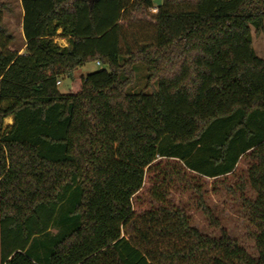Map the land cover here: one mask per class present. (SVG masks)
Segmentation results:
<instances>
[{
    "label": "trees",
    "instance_id": "1",
    "mask_svg": "<svg viewBox=\"0 0 264 264\" xmlns=\"http://www.w3.org/2000/svg\"><path fill=\"white\" fill-rule=\"evenodd\" d=\"M21 4L19 53L0 0V264H264V0ZM151 8L154 31L129 32ZM90 61L106 67L72 76ZM137 63L151 92L130 90ZM202 177L235 197L251 247L201 199L218 233L173 200Z\"/></svg>",
    "mask_w": 264,
    "mask_h": 264
},
{
    "label": "rangeland",
    "instance_id": "2",
    "mask_svg": "<svg viewBox=\"0 0 264 264\" xmlns=\"http://www.w3.org/2000/svg\"><path fill=\"white\" fill-rule=\"evenodd\" d=\"M8 4V9L5 11L4 24L8 29L14 34V41L11 44L13 49H17L19 53H22L25 49V39L23 36V9L21 0H2ZM155 13V8L147 9L145 13L136 12L132 14V21H129L131 25L129 26V32L137 31L139 28L141 31L152 33L154 31L153 18L152 15ZM127 24V23H126ZM61 30L58 31V36L55 41L59 44H64L69 46L68 39L63 37ZM145 34V33H144ZM253 36V47L258 56L264 58V28L263 30L257 32L255 28L252 29ZM64 38V39H62ZM104 65L98 64L97 61H90L83 66H79L74 69L72 76H83L88 73L97 71ZM61 83L59 89L62 92H67L71 86V75H64L61 77ZM147 82V71L146 67L142 63H137L135 65V79L130 86L131 91H142L151 92V88L146 86ZM13 122L12 118H7L5 120V125L11 124ZM248 163L246 159H242L237 167V172H244L247 169ZM230 181L234 180V176L229 177ZM213 178L202 177L199 179L201 184V192L197 193L193 189H185L183 187L179 189H173L171 191V197L173 200L185 207L186 211L189 213L191 222L193 225L197 226L204 232L208 233H218V228L213 226L208 219V216L202 210V207L198 204L201 199L207 206L214 210V214L218 216L220 223L228 228L231 233L238 237L239 241L248 247L253 245V240L247 236V221L243 215V212L239 209V204L235 197L227 190L224 185L217 186L216 189L213 188ZM152 184L150 179V174H147L144 181V187L141 191L137 193L139 200L136 201L134 209H145L150 206V195L149 187ZM68 217H71L70 215ZM52 233L57 232V228H52ZM128 238L131 235H127ZM44 250H40L43 254Z\"/></svg>",
    "mask_w": 264,
    "mask_h": 264
},
{
    "label": "water",
    "instance_id": "3",
    "mask_svg": "<svg viewBox=\"0 0 264 264\" xmlns=\"http://www.w3.org/2000/svg\"><path fill=\"white\" fill-rule=\"evenodd\" d=\"M154 2L157 4V5H160L162 3V0H154Z\"/></svg>",
    "mask_w": 264,
    "mask_h": 264
},
{
    "label": "built area",
    "instance_id": "4",
    "mask_svg": "<svg viewBox=\"0 0 264 264\" xmlns=\"http://www.w3.org/2000/svg\"><path fill=\"white\" fill-rule=\"evenodd\" d=\"M97 63H98V64H100V63H99V61H97ZM57 83H58V84H60V83H61V81H60V80H58V81H57Z\"/></svg>",
    "mask_w": 264,
    "mask_h": 264
},
{
    "label": "crops",
    "instance_id": "5",
    "mask_svg": "<svg viewBox=\"0 0 264 264\" xmlns=\"http://www.w3.org/2000/svg\"><path fill=\"white\" fill-rule=\"evenodd\" d=\"M62 39H64V38H62ZM68 41V40H67ZM60 44V43H59ZM60 45H62V46H66L67 44H66V42L64 43V44H60Z\"/></svg>",
    "mask_w": 264,
    "mask_h": 264
}]
</instances>
